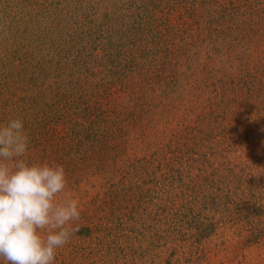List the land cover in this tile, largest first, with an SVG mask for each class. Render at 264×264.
Wrapping results in <instances>:
<instances>
[{
  "label": "trees",
  "instance_id": "1",
  "mask_svg": "<svg viewBox=\"0 0 264 264\" xmlns=\"http://www.w3.org/2000/svg\"><path fill=\"white\" fill-rule=\"evenodd\" d=\"M14 118L79 200L54 264H208L219 229L264 239V0H0Z\"/></svg>",
  "mask_w": 264,
  "mask_h": 264
},
{
  "label": "clouds",
  "instance_id": "2",
  "mask_svg": "<svg viewBox=\"0 0 264 264\" xmlns=\"http://www.w3.org/2000/svg\"><path fill=\"white\" fill-rule=\"evenodd\" d=\"M28 145L22 119L0 124V260L54 264L57 250L79 230L73 225L80 204L66 192L62 165L25 161Z\"/></svg>",
  "mask_w": 264,
  "mask_h": 264
},
{
  "label": "rangeland",
  "instance_id": "3",
  "mask_svg": "<svg viewBox=\"0 0 264 264\" xmlns=\"http://www.w3.org/2000/svg\"><path fill=\"white\" fill-rule=\"evenodd\" d=\"M232 152H224L226 157L221 152L214 160L216 163H221L222 161L225 163L226 161L237 163V157L242 151ZM221 157H225L226 159L221 160ZM222 232H224L223 235L225 234L223 238H221ZM216 233L215 236H211L209 241L204 244L208 264H264V239L256 245L248 246V243L239 245L238 242L242 241V239L235 235V229H219ZM237 244L239 247H237Z\"/></svg>",
  "mask_w": 264,
  "mask_h": 264
}]
</instances>
